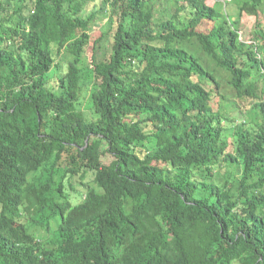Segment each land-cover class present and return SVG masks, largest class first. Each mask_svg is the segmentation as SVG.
<instances>
[{
	"label": "trees",
	"instance_id": "16d2710c",
	"mask_svg": "<svg viewBox=\"0 0 264 264\" xmlns=\"http://www.w3.org/2000/svg\"><path fill=\"white\" fill-rule=\"evenodd\" d=\"M164 1L0 0V264H264V0Z\"/></svg>",
	"mask_w": 264,
	"mask_h": 264
},
{
	"label": "rangeland",
	"instance_id": "374dc122",
	"mask_svg": "<svg viewBox=\"0 0 264 264\" xmlns=\"http://www.w3.org/2000/svg\"><path fill=\"white\" fill-rule=\"evenodd\" d=\"M168 1L169 0H165L163 4V8H164V5L165 6H169L168 5ZM211 4L214 2V0H210L209 1ZM170 4V3H169ZM173 5V4H172ZM235 4H231L229 5V8H228V5H227V8L228 10L231 9V13L233 15V18L236 17L237 13H238V9L235 8ZM101 5L99 3H94L93 5H90V7L88 8L87 11H85L84 13V16L85 17H88L89 14L92 12V11H96L98 12V16H97V20H95L92 24V35H94V38L96 37H99L101 33H103L104 31L108 30L109 28V25L107 23L108 21V16L107 14L101 10ZM173 8H171L172 10ZM260 20H262V22L264 23V13L263 12H260ZM255 17L254 16H251V15H248L246 13L243 14V17L241 19V27L243 29V33H245V36H246V33L248 34H251V31L253 32V29H254V26H255ZM209 25V23H207ZM111 36V34H110ZM93 38V39H94ZM110 40H105L103 42V48L100 49L99 48V58H102L104 56V54L106 53V51H110ZM73 59V56L71 55H67V54H63L60 56V58L57 60V64L56 66L53 68L52 72H51V75H53V77L55 76H59L61 74H63L66 70H67V67H68V62L70 60ZM84 88H83V91L81 93V99H80V108H82V110H84L85 112H87L88 114L92 113V110H91V105H90V94H91V90H92V84H89L88 81L84 82ZM232 102H235L234 100H232ZM215 106H218V98L215 100ZM227 113L232 117V118H236V122L238 121H242L243 119H245V115L246 114H243L242 110L245 111L243 108H240V106L237 104L236 106H228L227 107ZM247 116V115H246ZM251 117H248V119L250 120ZM230 141H233V138H230L229 139ZM70 192H71V200L73 201V203H77L79 201L82 200V198L84 197L82 191H72L70 189Z\"/></svg>",
	"mask_w": 264,
	"mask_h": 264
}]
</instances>
